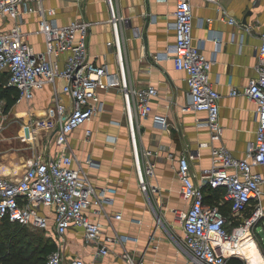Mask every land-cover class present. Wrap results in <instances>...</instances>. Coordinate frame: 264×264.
Wrapping results in <instances>:
<instances>
[{
    "label": "crops",
    "instance_id": "obj_1",
    "mask_svg": "<svg viewBox=\"0 0 264 264\" xmlns=\"http://www.w3.org/2000/svg\"><path fill=\"white\" fill-rule=\"evenodd\" d=\"M111 2L120 18L117 43L109 22L107 0H38L34 4L54 8V18L60 25L77 19L92 22L87 43L92 60L98 65L105 64L110 73H115L118 46L128 83L135 88L152 85L157 89V95L151 100L150 114L135 121L140 164L145 165L143 154L150 151L154 174L146 177L147 193L142 192L122 95L116 88L98 90L102 110L70 134L68 146L80 159L92 157L96 166L90 168L89 173L97 186L107 183L117 190L114 203L107 206V211L120 212L122 219L112 220V225L103 220L104 233L112 234L114 228L118 233L136 236L138 241L117 245L106 256L96 257V246L84 241L83 231L70 228L61 249L67 260L79 258L85 264H126L119 257L124 248L147 264H183L185 253L180 245L183 231L168 211V208L184 209L188 205L179 195L178 160L184 152L206 143L207 147H201L200 159L191 163V171L197 176L203 167L210 165L209 148L214 144L205 124L206 113L187 110L186 73L175 68L170 52L175 41L176 0ZM190 2L192 45L214 61L210 81L221 95L219 122L223 133L220 143L235 157L243 158L247 145L255 138V104L244 94L231 95L230 90H242L256 74L257 46L264 32V0ZM228 18H234L237 23L229 24ZM13 24L10 17L0 16V30H9ZM246 27H250L249 32ZM38 28L36 14L22 17L23 39L37 52L45 49V39ZM155 55L160 57L155 59ZM0 73L2 85L8 86V74ZM63 84L64 81L58 79L54 85L47 84L37 90L32 99L16 100L3 114L16 105L13 113L19 124L3 125L0 117V176L16 180L25 172L28 159L58 152L55 146L47 147V138L57 119L52 95L56 90L60 92ZM61 97L69 104L65 95ZM22 104L26 107L20 109ZM154 116L165 117L167 126L154 123ZM33 118L41 135L31 133ZM86 129L91 130L88 138Z\"/></svg>",
    "mask_w": 264,
    "mask_h": 264
},
{
    "label": "built area",
    "instance_id": "obj_2",
    "mask_svg": "<svg viewBox=\"0 0 264 264\" xmlns=\"http://www.w3.org/2000/svg\"><path fill=\"white\" fill-rule=\"evenodd\" d=\"M36 1L0 0V16L14 21L9 30H0V72L8 74V86L17 90L18 102L32 99L47 84L54 85L58 79L64 81L61 91L56 90L52 95L57 119L47 138V147L55 146L58 152L28 159L25 172L16 180L0 176V220L7 219L32 231L44 232L51 226L56 247L47 255L45 264H85L79 258L67 260L63 254L61 244L70 228L83 231L84 241L96 246V257L106 256L117 245L136 243L138 238L118 233L114 228L112 234L104 233L103 220L111 224L112 220L122 219L120 212L107 211V206L114 203L117 190L107 183L97 186L93 182L89 169L96 163L90 156L80 159L69 149L68 138L102 110L98 90L118 89L132 139L139 187L147 193L146 177L154 174L149 160L152 153L144 152L146 162L141 166L135 143V121L150 114L157 89L152 85L135 88L128 83L118 46L115 73H110L105 64L98 65L92 60L87 44L92 22L77 19L60 25L54 18L55 9L34 4ZM205 1L218 3V0ZM107 4L117 43L120 18L111 0ZM30 13L39 18L38 31L45 39L43 51H34L23 39L21 20ZM174 18L175 41L170 52L175 68L186 73L187 110L206 113L205 124L214 144L209 148L210 165L203 167L197 176L191 171V163L200 159L201 147H207L206 143L184 152L178 160L179 195L188 205L184 209L168 208V211L183 231L180 242L185 253L183 264H229L232 258L248 264L235 250L226 253L224 248H235L242 232L256 238L253 228L264 219V32L257 46L255 76L242 90H230L231 95L244 94L255 104L257 120L254 140L247 145L245 156L237 158L220 143L221 95L210 81L214 61L192 45L190 0H176ZM227 21L237 23L234 18ZM245 30L249 32L250 27ZM3 107L4 101L0 100V111ZM153 122L167 126L163 116H154ZM90 135L91 130L86 129L85 137ZM208 190H221L222 197L216 203H206L204 196ZM224 204L229 205V217L222 211ZM119 257L126 264H147L125 248Z\"/></svg>",
    "mask_w": 264,
    "mask_h": 264
},
{
    "label": "trees",
    "instance_id": "obj_3",
    "mask_svg": "<svg viewBox=\"0 0 264 264\" xmlns=\"http://www.w3.org/2000/svg\"><path fill=\"white\" fill-rule=\"evenodd\" d=\"M18 92L11 86H3L0 73V100L4 101L3 113L10 110L16 103ZM222 197L221 190H208L204 196L206 203H216ZM222 211L225 216H230L229 205L224 204ZM0 225H3L5 234L0 238V264H45L46 257L52 250L55 249V243L49 242L39 247L40 241L36 239L32 231L19 224L9 222L7 219L0 220ZM7 227L12 230L7 232ZM264 244L261 238L254 239L250 234H247L242 242L238 254L247 258L248 264H264V258L259 247L260 242ZM35 243L32 245V243ZM38 243V244H37ZM229 264H242L238 259H229Z\"/></svg>",
    "mask_w": 264,
    "mask_h": 264
},
{
    "label": "rangeland",
    "instance_id": "obj_4",
    "mask_svg": "<svg viewBox=\"0 0 264 264\" xmlns=\"http://www.w3.org/2000/svg\"><path fill=\"white\" fill-rule=\"evenodd\" d=\"M16 107L17 106L15 105L12 108V110L7 114H3V108H2V110L0 111V117L3 118V125L19 124L18 118L13 113L14 109H16ZM23 107H26V105L22 104L20 106V109ZM31 120H32L31 133L34 134L35 136L41 135V133L38 131L37 127L35 126V125H37L36 124V121H37L36 118H33ZM6 229H7V232H10L12 230L11 227L10 228L7 227ZM253 231H254V236L256 237L255 239L258 241L259 238H263V242H264V219L261 220L260 222H258L257 225L254 226ZM4 234H5V231L3 230V225L2 226L0 225V238H3ZM30 234H33L36 237V239L40 241L39 247H41L45 243L54 242L53 228L51 226L44 232L43 231H35V232L30 233ZM258 243H259V247L261 249V253L263 255V258H264V244L261 243V241ZM33 244H35V243L33 242L32 245ZM242 258L247 261L246 257L242 256ZM241 263L246 264L245 261H241ZM247 263H248V261H247Z\"/></svg>",
    "mask_w": 264,
    "mask_h": 264
},
{
    "label": "bare ground",
    "instance_id": "obj_5",
    "mask_svg": "<svg viewBox=\"0 0 264 264\" xmlns=\"http://www.w3.org/2000/svg\"><path fill=\"white\" fill-rule=\"evenodd\" d=\"M248 233L247 232H242L238 238V242L236 244V247L235 248H231V247H228V246H225V252L226 253H229L231 252L232 250H235L236 252L240 249V246H241V242L243 240V238L247 235ZM255 239V238H254ZM240 255V254H239ZM242 257V255H240Z\"/></svg>",
    "mask_w": 264,
    "mask_h": 264
},
{
    "label": "water",
    "instance_id": "obj_6",
    "mask_svg": "<svg viewBox=\"0 0 264 264\" xmlns=\"http://www.w3.org/2000/svg\"><path fill=\"white\" fill-rule=\"evenodd\" d=\"M158 217H160V216H158Z\"/></svg>",
    "mask_w": 264,
    "mask_h": 264
}]
</instances>
